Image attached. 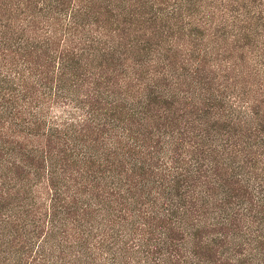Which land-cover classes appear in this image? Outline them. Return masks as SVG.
Listing matches in <instances>:
<instances>
[{
  "label": "trees",
  "instance_id": "trees-1",
  "mask_svg": "<svg viewBox=\"0 0 264 264\" xmlns=\"http://www.w3.org/2000/svg\"><path fill=\"white\" fill-rule=\"evenodd\" d=\"M0 264H264V0H0Z\"/></svg>",
  "mask_w": 264,
  "mask_h": 264
}]
</instances>
